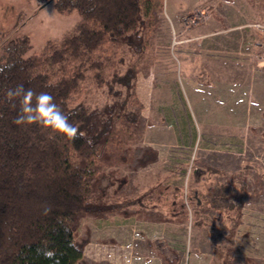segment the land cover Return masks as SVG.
<instances>
[{
	"label": "rangeland",
	"instance_id": "obj_1",
	"mask_svg": "<svg viewBox=\"0 0 264 264\" xmlns=\"http://www.w3.org/2000/svg\"><path fill=\"white\" fill-rule=\"evenodd\" d=\"M199 13L204 17L195 23ZM79 20L76 11H58L54 0H0V32L5 39L28 36L29 55L59 42ZM112 58L115 66L120 58L133 61L126 48ZM139 71L143 131L125 145L130 160L107 169L115 172L104 181L108 200L133 201L160 184L162 210L183 192L190 214L182 223L87 217L80 235L89 243L79 264H264V0H165ZM80 100L91 108L114 101L91 79ZM146 147L159 160L137 167ZM219 180L232 182L245 201L231 241L236 214L207 202ZM156 203L150 197L148 211Z\"/></svg>",
	"mask_w": 264,
	"mask_h": 264
},
{
	"label": "trees",
	"instance_id": "obj_2",
	"mask_svg": "<svg viewBox=\"0 0 264 264\" xmlns=\"http://www.w3.org/2000/svg\"><path fill=\"white\" fill-rule=\"evenodd\" d=\"M164 2L54 0L58 11H76L80 20L59 42L52 41L33 55L28 54L32 48L28 36L5 39L8 34L0 32V264H79L89 243L80 235L87 217L146 215L172 223L188 218L191 200L183 192L165 212L160 198L166 187L160 184L126 203L108 200L109 188L104 186L115 174L107 169L130 160L125 145L143 131L137 97L139 65ZM120 48H126L133 61L120 58L115 66L112 55ZM89 79L105 87L114 101L91 108L80 100ZM18 85L51 94L85 136L67 138L35 124L13 123L20 105L9 101L6 93ZM158 160V151L146 147L136 166L147 167ZM123 182L127 179L120 185ZM241 190H246L245 185ZM156 196L159 203L148 211L145 202ZM212 198L207 200L212 208L236 214L231 241L241 223L243 194L232 182L219 180ZM136 205L138 211L131 209ZM172 253V262H178L179 255ZM229 254L227 248L224 256ZM246 263L258 264L252 258Z\"/></svg>",
	"mask_w": 264,
	"mask_h": 264
},
{
	"label": "clouds",
	"instance_id": "obj_3",
	"mask_svg": "<svg viewBox=\"0 0 264 264\" xmlns=\"http://www.w3.org/2000/svg\"><path fill=\"white\" fill-rule=\"evenodd\" d=\"M0 71L3 69L0 68ZM6 97L9 101H16L20 105L13 120L16 125L35 124L67 138H83L85 136V133L69 121L68 115L61 110L53 96L47 92L36 93L31 88L26 89L23 85H18L15 88H9Z\"/></svg>",
	"mask_w": 264,
	"mask_h": 264
},
{
	"label": "built area",
	"instance_id": "obj_4",
	"mask_svg": "<svg viewBox=\"0 0 264 264\" xmlns=\"http://www.w3.org/2000/svg\"><path fill=\"white\" fill-rule=\"evenodd\" d=\"M203 15H204L203 13H199L198 16H197V18H196V19L193 18L192 21L195 20V23L198 22L197 19H198V18H201V17H204ZM259 26H261V25H259ZM261 27H263V26H261Z\"/></svg>",
	"mask_w": 264,
	"mask_h": 264
}]
</instances>
